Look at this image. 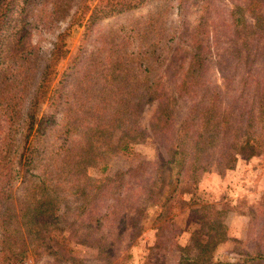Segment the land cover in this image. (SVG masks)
Listing matches in <instances>:
<instances>
[{"label": "trees", "instance_id": "16d2710c", "mask_svg": "<svg viewBox=\"0 0 264 264\" xmlns=\"http://www.w3.org/2000/svg\"><path fill=\"white\" fill-rule=\"evenodd\" d=\"M147 1L0 0V264L34 250L58 255L64 232L94 249L103 264H128L149 200L161 209L159 234L166 228L173 234L164 242L177 252L176 264H214V246L228 230L223 210L191 205L188 220L197 228L180 245L173 241L182 230L172 222L171 204L184 181L211 169L222 173L236 156L264 154V0H229L233 9L218 22L222 43L212 53L204 39L193 40L180 77L164 70L178 53L169 23L178 0L155 2L157 12L140 26L99 32L88 53L87 40L102 22ZM76 19L84 45L58 78L56 64L67 55L58 23ZM44 33L47 42L30 43ZM179 100L191 106L176 122ZM153 102L158 109L145 130L139 120ZM42 105L50 114L38 117ZM147 135L164 155L114 177L87 175L88 167L106 165ZM259 216L237 243L241 259L215 264H264V209ZM160 248L151 249L149 264H166Z\"/></svg>", "mask_w": 264, "mask_h": 264}, {"label": "rangeland", "instance_id": "374dc122", "mask_svg": "<svg viewBox=\"0 0 264 264\" xmlns=\"http://www.w3.org/2000/svg\"><path fill=\"white\" fill-rule=\"evenodd\" d=\"M162 0H148L141 8L116 15L102 22V27L93 32L86 49L88 53L97 47L96 37L99 32L112 30L116 27L131 29L140 26L141 18L157 12L154 4ZM180 4H176L173 14L169 19L171 30L176 34V45L178 53L174 57L168 59L164 70L166 76L178 73V77L182 76L183 70L177 72L180 64H185V60L189 58L188 50L193 46V40H205V45H209V52L215 51L219 46L223 37L220 35L218 24L222 14L233 9L229 0H178ZM95 3L91 4V9ZM60 31L65 33L64 44L67 50L65 58L56 64L58 78L69 68L75 60L79 49L84 45L85 30L76 19L75 21L65 20L58 23ZM49 33H44L40 39L39 35L33 34L31 44H36L38 40H42L44 44L50 39ZM208 57L209 53L207 54ZM213 57L209 58L210 70L209 78L218 79L219 75L212 62ZM172 60L174 63L171 64ZM191 106L187 100H179L176 106L175 119L176 122L182 119L185 112ZM158 109V102H153L143 108L139 126L145 130L149 129V123ZM49 113L46 105L39 108L38 117L42 114ZM120 132L116 131L112 137V143L116 144L119 140ZM159 154L164 155L163 149L152 138L147 135L136 142L130 144V151L127 153H116L111 160L105 165L98 162L94 166L86 169L87 175L93 180H101L104 177H114L117 172L128 171L134 169L141 161H155ZM211 204L223 210V223L227 226L226 240L214 246L213 263L218 261L237 262L241 259L239 252L242 249L237 243L246 238L248 225L258 222L259 214L263 211L264 204V154L259 156H236L229 168L220 173L216 169L205 172L199 180L184 181L180 191L171 204V216L174 226L182 230L181 234L173 241L178 244H186L190 232L197 228L194 221L188 220L189 207L191 205ZM146 210L144 212L141 225L144 231L139 236L137 243L131 246L127 252L131 255L128 264H149L151 249L160 243L161 251L158 253L166 256V264H176L175 257L177 252L169 242H164V238L173 235L171 232L164 230L159 234L155 221L161 212L157 205L149 200L145 203ZM257 215V220L252 221L253 215ZM168 231V232H167ZM63 237L59 240L60 250L58 255H48L37 250L30 251L27 256L18 260L15 258L7 259L4 264H22L28 261L30 264H70L68 257L81 259L86 264H103L98 259L94 249L78 244L69 232H64ZM241 245V244H240ZM164 246V250H163ZM154 261V258H152ZM1 263V261H0Z\"/></svg>", "mask_w": 264, "mask_h": 264}, {"label": "built area", "instance_id": "2783aa9c", "mask_svg": "<svg viewBox=\"0 0 264 264\" xmlns=\"http://www.w3.org/2000/svg\"><path fill=\"white\" fill-rule=\"evenodd\" d=\"M22 264H30L28 261H24L22 262Z\"/></svg>", "mask_w": 264, "mask_h": 264}]
</instances>
